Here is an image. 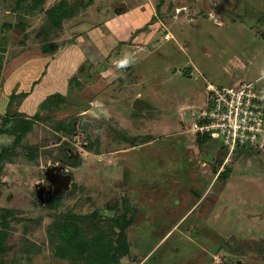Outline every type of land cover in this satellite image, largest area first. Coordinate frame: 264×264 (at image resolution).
<instances>
[{
  "label": "rangeland",
  "instance_id": "rangeland-1",
  "mask_svg": "<svg viewBox=\"0 0 264 264\" xmlns=\"http://www.w3.org/2000/svg\"><path fill=\"white\" fill-rule=\"evenodd\" d=\"M62 1L0 0V126L66 96L0 159V264H264V132L200 128L208 83L264 95V0Z\"/></svg>",
  "mask_w": 264,
  "mask_h": 264
},
{
  "label": "built area",
  "instance_id": "built-area-1",
  "mask_svg": "<svg viewBox=\"0 0 264 264\" xmlns=\"http://www.w3.org/2000/svg\"><path fill=\"white\" fill-rule=\"evenodd\" d=\"M207 89L209 104L203 112L206 123L201 130L222 134L231 147L243 146L249 138L254 141L257 131L264 132V95L257 92L255 83L231 87L210 82Z\"/></svg>",
  "mask_w": 264,
  "mask_h": 264
},
{
  "label": "trees",
  "instance_id": "trees-1",
  "mask_svg": "<svg viewBox=\"0 0 264 264\" xmlns=\"http://www.w3.org/2000/svg\"><path fill=\"white\" fill-rule=\"evenodd\" d=\"M75 11V5H70L67 4V2L65 0H63L62 2L59 3V5L53 7L52 9H50L49 11V16L50 18L52 17V19H54V23L56 22L55 20H57L56 23H58V21L61 20L62 17H66V16H71ZM140 31V29H138L135 32ZM133 32L131 34V37L134 36L136 33ZM123 40H121L120 42H122ZM30 93V91H22L20 94L23 95L24 97L27 96ZM66 98V96L64 95V93L61 92H55L52 93L50 95H48L40 104L38 107V110L36 111V113L34 114V116L32 118L29 119H25L22 123L17 124L14 128V130L10 129L8 126V122H9V117L7 116L6 119L3 121L2 125L0 126V134L2 133H8V134H14L15 135V140L13 141V143L8 146V147H4L0 153V159L4 158L5 156H7L11 149H9L10 147H14L16 145H18L20 143V140L22 139V136L26 134V132L31 128L32 124L34 123V118H38L39 117V111L41 109L46 108L47 105L51 104V103H59L64 101ZM20 131L19 133L16 132V130ZM223 174H225V171L223 172ZM75 228H65V231L68 232H72L70 230H74Z\"/></svg>",
  "mask_w": 264,
  "mask_h": 264
},
{
  "label": "crops",
  "instance_id": "crops-1",
  "mask_svg": "<svg viewBox=\"0 0 264 264\" xmlns=\"http://www.w3.org/2000/svg\"><path fill=\"white\" fill-rule=\"evenodd\" d=\"M82 61H83V59H81V62H82ZM74 62L76 63V61H74ZM74 62H73V63H74ZM75 63H74V64H75ZM53 67H54V66L50 64V67H49V69L51 70L50 73H51V72L53 73ZM51 68H52V69H51ZM50 73H48L46 76H44V78H43V82H42L41 84H38V83H37V84H38L37 87H36L37 91L35 90L36 95H33L34 92H33V93L31 92V93H32V94H31V98L34 97V96H36V100H37V99H39V98L42 97V96H43V97H42L43 99L46 97V95H45V96L43 95V94H45V93L42 94V92H43L44 90H46L47 88H50V87L54 86V84H53V79H54V77L51 76L52 74H50ZM42 85H43V88H41ZM46 87H47V88H46ZM40 88H41V89H40ZM52 88H54V87H52ZM64 89H65V88L62 87L60 92L63 93V92H64ZM49 90H51V89H48L47 91H49ZM40 94H42V95H40ZM43 99H42V100H43Z\"/></svg>",
  "mask_w": 264,
  "mask_h": 264
},
{
  "label": "clouds",
  "instance_id": "clouds-1",
  "mask_svg": "<svg viewBox=\"0 0 264 264\" xmlns=\"http://www.w3.org/2000/svg\"><path fill=\"white\" fill-rule=\"evenodd\" d=\"M133 62H134V60L130 56H124V57L120 58L119 60L114 61L116 67L121 68V69L130 66Z\"/></svg>",
  "mask_w": 264,
  "mask_h": 264
}]
</instances>
